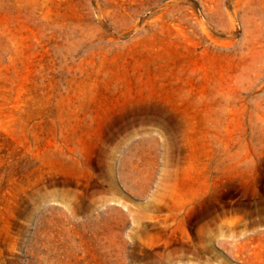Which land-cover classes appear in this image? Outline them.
I'll return each mask as SVG.
<instances>
[{"label":"rangeland","instance_id":"374dc122","mask_svg":"<svg viewBox=\"0 0 264 264\" xmlns=\"http://www.w3.org/2000/svg\"><path fill=\"white\" fill-rule=\"evenodd\" d=\"M0 264H264V0H0Z\"/></svg>","mask_w":264,"mask_h":264}]
</instances>
